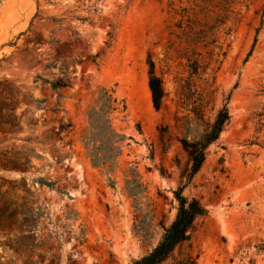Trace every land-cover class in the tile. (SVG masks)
<instances>
[{
	"label": "rangeland",
	"instance_id": "obj_1",
	"mask_svg": "<svg viewBox=\"0 0 264 264\" xmlns=\"http://www.w3.org/2000/svg\"><path fill=\"white\" fill-rule=\"evenodd\" d=\"M62 68L69 89L33 83ZM0 78L58 109L35 112L25 134H0L2 165L34 153L26 173L0 166V198L42 214L28 242L37 251L13 254V232L0 231V264H131L147 254L176 215L173 192L189 167L180 139L200 138L224 106L229 124L183 191L207 215L190 249L164 264L188 251L197 264H264V0H2ZM101 89L125 106L111 115L124 137L111 169L93 167L79 141Z\"/></svg>",
	"mask_w": 264,
	"mask_h": 264
},
{
	"label": "trees",
	"instance_id": "obj_2",
	"mask_svg": "<svg viewBox=\"0 0 264 264\" xmlns=\"http://www.w3.org/2000/svg\"><path fill=\"white\" fill-rule=\"evenodd\" d=\"M2 0H0V3ZM98 55L90 57L91 62H95ZM148 89L151 95L152 107L159 111L162 106L164 93L161 81L154 74V63L148 59ZM49 67H45L48 69ZM47 86L53 92H59L71 87L67 76L66 68L59 70V77L53 80L36 76L33 83ZM58 107V105H56ZM125 106L119 108V103L112 93L101 89L94 99L93 106L87 112L88 126L84 129L79 138L90 164L96 168H108L115 164L116 159L121 155V143L124 137L118 134L113 128L111 115L114 112H124ZM37 111L43 113L50 112L56 114L57 108L47 109L44 101L32 99L21 88L12 81L0 78V134H10L16 137L29 132L35 128L33 114ZM201 119V110L195 112ZM230 116L227 108L222 107L216 114L212 125L198 139H180L182 150L187 156L189 167L185 175V183L173 192V198L177 203V211L172 223L164 230V233L157 245L144 256L133 260L131 264H164L173 257L176 250L183 247L190 249L189 242L194 229L195 222L203 219L207 215L206 209L194 198L183 196L184 189L189 185L193 177L199 172L208 154V148L220 137L225 127L229 124ZM69 127V126H67ZM62 130L63 127H60ZM18 141L29 144L31 138L24 137ZM28 149V145H24ZM23 160H18L14 165L6 167L0 163L2 168L7 170L26 173L25 166L30 164L31 157L34 156L32 150L28 149L23 153ZM34 183V182H33ZM36 183L40 188L46 186L52 188L51 183H47L39 178ZM12 190V187H11ZM0 231L13 232L15 238L7 249L13 254L21 256L23 251H37V245L28 243L33 237L37 220L42 214L37 209L25 207L7 199L0 198ZM33 203L30 202V205ZM264 250V245L262 246ZM197 258L188 251L182 253L173 264H197Z\"/></svg>",
	"mask_w": 264,
	"mask_h": 264
}]
</instances>
